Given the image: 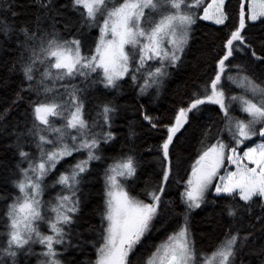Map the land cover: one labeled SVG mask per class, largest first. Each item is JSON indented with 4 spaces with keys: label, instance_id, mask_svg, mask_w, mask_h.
Instances as JSON below:
<instances>
[{
    "label": "snow or ice",
    "instance_id": "6c2138e0",
    "mask_svg": "<svg viewBox=\"0 0 264 264\" xmlns=\"http://www.w3.org/2000/svg\"><path fill=\"white\" fill-rule=\"evenodd\" d=\"M69 6L78 14L75 22L62 11ZM69 6H58L56 0H0V53L12 57L10 62L0 61V67L21 76L11 105L18 106L26 93L43 97L28 101L31 125L23 129L16 125L7 133L16 138L19 162L13 181L17 194L10 197L3 214L0 264H23L21 257L32 255L43 257L38 264H70L65 253L82 247L80 234L73 242V226L81 213L80 186L92 162H104L101 146L116 138L111 127L117 108L103 104L98 113L103 126L95 120L90 123L81 93L96 84L119 89L127 78L138 88V96L156 88L158 97L159 87L172 75L169 69H179L191 50L198 21L209 22L222 34L217 37L221 49L214 72L203 91L194 92L167 123L139 106L143 120L160 137L159 184L145 188L147 199L138 198L131 191L138 179L131 150L107 158L99 241L83 243L95 248L94 264H254L246 257L264 264V142L253 140H264V72L257 78L246 66L234 63L237 53L244 51L251 65L264 68V35L256 38L259 52L256 42L247 40L248 29L264 26V0H235L234 6L233 0H70ZM58 24L65 31L75 28L78 35L64 37ZM84 28L98 29L87 54ZM77 78L84 87L73 83ZM225 79L241 93H226ZM205 105L218 106L222 116L214 133L215 121L204 128L198 155L190 164L181 193L183 223L166 232L146 259L138 260L140 247L159 230L157 223L165 211L162 196L174 172L177 134L188 131L185 126L191 127L207 111ZM234 105L243 116L233 115ZM11 110L0 111V121ZM24 138H31L38 155L20 147ZM76 153L84 155L75 157ZM61 161L67 168L46 183ZM25 163L27 167L22 166ZM57 186L59 191L45 200L47 189ZM210 194L227 202L224 212L232 223L212 249H197L189 214L206 204ZM37 244L39 253L33 247Z\"/></svg>",
    "mask_w": 264,
    "mask_h": 264
},
{
    "label": "trees",
    "instance_id": "16d2710c",
    "mask_svg": "<svg viewBox=\"0 0 264 264\" xmlns=\"http://www.w3.org/2000/svg\"><path fill=\"white\" fill-rule=\"evenodd\" d=\"M56 3L58 6H69L70 0H56ZM234 5L235 0H233ZM62 11L73 22L78 19V14L72 12L70 6L63 8ZM57 27L60 29L61 34L68 39H71L73 35H78L75 28L72 31H65L63 24H58ZM213 27L215 26H210L209 23L203 21L197 22L192 34L191 50L188 51L183 65L179 69H169L172 75L159 87L158 97L156 96V88H150L147 95L138 96V88L127 78L120 82L119 89H105L102 85L96 84L81 93L85 100V118L90 123L95 120L103 126L102 117L98 115L103 104L110 103L117 108V112L113 115L111 127V131L116 138L110 144L101 146L105 157L104 162H92L90 174L87 175L80 186L81 213L78 223L73 226V242H76L77 234H80L82 247L80 250H70L65 253L64 258L69 260L70 264H94L95 248L89 243H83V241H99L98 232L101 226V212L104 208L103 174L106 164L110 162L107 158L121 153H128L131 150V154L138 162V179L132 184L131 191L138 198L147 199L145 188H153L159 184L160 166L156 148L160 137L158 132L152 130L147 122L143 120L139 106L143 105L147 113L153 118H159V120L167 123L178 107L187 104L194 92L203 91L204 82L213 75L215 59L221 49V39L217 37L222 36V34L214 32ZM82 32L83 51L87 54L89 49L94 47V41L98 37V29L84 28ZM248 32L247 40L256 42V50L259 52V43L256 38L259 35H264V26L250 28ZM11 59V56L0 53V61L8 60L10 62ZM234 63L246 66L249 72L257 78H260L261 72H264V68H255L251 65L244 51L237 53ZM230 72L234 74L236 69H230ZM73 83L84 87L79 78ZM20 84L21 76L19 74H10L4 67H0V111H3L6 107L12 109L6 120L0 121V243H2L3 214L6 204L10 202L11 196L17 194L13 181L17 177L19 156L15 143L16 138L7 133L16 125H19L21 129L25 125L30 126L32 117L29 114L28 101L29 99H43V97H37L34 93H26L24 101L18 106H12L11 100L15 92L19 90ZM223 84L228 94L239 95L242 91L226 79ZM202 107L207 111L198 116L191 127L186 125L188 131L184 132L182 130L183 135L177 134L180 136V141L173 154L174 172L168 185L165 186V193L162 196V207L165 211L157 223L159 230L154 231L147 238V242L140 247L137 254L138 260L146 259L153 250V246L165 237L166 232L176 229L179 224L183 223L185 206L181 202V193L184 190V181L190 172V164L198 155L199 140L204 128L215 121L213 125L214 133L216 127L220 125L222 116L216 105ZM233 107L235 108L233 115H244L239 112L236 105ZM56 123L59 126L61 121L57 120ZM96 130L99 131L100 129L97 128ZM104 130H108L106 126H104ZM253 140L256 143L258 137H254ZM246 143L251 145L253 142L248 141ZM20 147L24 151L38 155L31 138L22 139ZM148 149H151V151ZM83 155V153L74 154L75 157ZM67 160L71 161L73 157H69ZM22 166L27 167V164L25 163ZM66 168L65 161H61L57 165V169L49 175L46 183L51 184L57 171H64ZM58 191L59 186L56 188L49 187L44 193V199H50ZM213 200H215V203L212 202ZM226 203V201L219 200L210 194L206 204L202 205L200 209L190 212L191 234L197 249H212L227 231L232 221L224 212ZM256 211L259 212L260 210L256 209ZM161 224L163 227H161ZM90 226L94 229L91 232L87 231ZM235 226L233 225V227ZM44 230H46V226H42V231ZM33 247L36 253L42 250L39 244ZM40 259H43V257L37 255L27 258L21 257L23 264H38ZM246 259H252L255 264L254 258L246 257Z\"/></svg>",
    "mask_w": 264,
    "mask_h": 264
},
{
    "label": "rangeland",
    "instance_id": "374dc122",
    "mask_svg": "<svg viewBox=\"0 0 264 264\" xmlns=\"http://www.w3.org/2000/svg\"><path fill=\"white\" fill-rule=\"evenodd\" d=\"M203 22H206V21H203ZM206 23H209V22H206ZM261 142H264V140H262V138L258 137V141L256 143H261ZM234 170V168H233ZM196 210V209H195ZM47 230V229H46ZM44 230V231H46ZM59 247V246H58Z\"/></svg>",
    "mask_w": 264,
    "mask_h": 264
}]
</instances>
